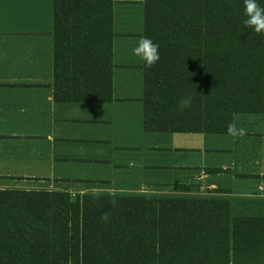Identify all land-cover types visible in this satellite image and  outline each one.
Returning a JSON list of instances; mask_svg holds the SVG:
<instances>
[{
  "label": "trees",
  "instance_id": "trees-1",
  "mask_svg": "<svg viewBox=\"0 0 264 264\" xmlns=\"http://www.w3.org/2000/svg\"><path fill=\"white\" fill-rule=\"evenodd\" d=\"M54 16V99H111L112 0H54ZM141 37L144 131L264 112V0H142ZM214 191L2 187L0 264H264V196Z\"/></svg>",
  "mask_w": 264,
  "mask_h": 264
},
{
  "label": "crops",
  "instance_id": "crops-1",
  "mask_svg": "<svg viewBox=\"0 0 264 264\" xmlns=\"http://www.w3.org/2000/svg\"><path fill=\"white\" fill-rule=\"evenodd\" d=\"M117 1L126 3L130 0ZM124 20L126 16L115 22L112 0L114 34L111 42V99L60 100L54 99L52 91L54 0H0V167H34L41 163V166L53 167L54 159L64 160L69 157L63 146V142L68 139L113 141L115 100L130 97L129 94L116 96L114 89L115 65H129L114 61L115 38L132 33L121 28ZM98 107L103 108L102 114L94 115L90 112V109ZM101 122L105 125L101 133H80L82 126L100 125ZM143 132L148 133L145 137L149 136L154 141L174 136L188 138L191 136L188 134L198 133L201 140L207 142L202 146H183L199 149L196 161L172 164L179 168H189L188 173L184 174V180L178 178L166 186H157L152 182L153 185H142L138 190L214 194L216 188L222 187L230 188V192L224 193L227 195L254 192L264 196V112H234L230 130L225 132ZM177 133L184 135H174ZM161 165L152 160L143 161L144 167ZM208 167H222L226 170L212 172ZM252 180L256 182L255 186L246 183ZM171 186L176 189L167 190ZM2 187L11 186L0 183ZM21 187L26 188L25 185Z\"/></svg>",
  "mask_w": 264,
  "mask_h": 264
},
{
  "label": "rangeland",
  "instance_id": "rangeland-1",
  "mask_svg": "<svg viewBox=\"0 0 264 264\" xmlns=\"http://www.w3.org/2000/svg\"><path fill=\"white\" fill-rule=\"evenodd\" d=\"M113 13L116 23L119 18L126 16V20L121 22V28L132 32L117 36L113 44L114 61L117 64H129L115 65V95H130L127 99L115 100L113 141L68 139L63 142L64 150L69 156L66 159H54L53 167L41 166L42 163L37 164L40 167H0V183L11 187L25 185L26 188H65L72 195L75 192L105 191L102 188L136 191L142 185H153L152 182L157 186H166L178 178L184 180V174L188 173L189 168H179L172 164L196 161L199 149L183 146H202L207 141H202L198 133L188 134L191 135L188 138L174 136L156 141L144 136L148 133L143 134L141 124L142 0H130L126 3L113 0ZM90 110L94 115L103 113V108L100 107ZM95 124L82 126L80 133H101L105 125L103 122ZM132 144L134 146H130ZM21 149L23 147L18 150ZM146 160L162 165L144 167L143 161ZM246 183L249 186L256 184L253 180ZM174 189L176 188L173 186L167 188L170 191Z\"/></svg>",
  "mask_w": 264,
  "mask_h": 264
},
{
  "label": "built area",
  "instance_id": "built-area-1",
  "mask_svg": "<svg viewBox=\"0 0 264 264\" xmlns=\"http://www.w3.org/2000/svg\"><path fill=\"white\" fill-rule=\"evenodd\" d=\"M71 192V191H70ZM71 193H73V192H71Z\"/></svg>",
  "mask_w": 264,
  "mask_h": 264
}]
</instances>
